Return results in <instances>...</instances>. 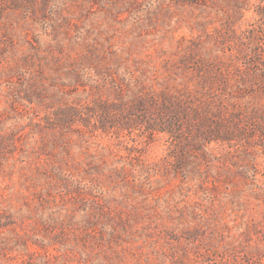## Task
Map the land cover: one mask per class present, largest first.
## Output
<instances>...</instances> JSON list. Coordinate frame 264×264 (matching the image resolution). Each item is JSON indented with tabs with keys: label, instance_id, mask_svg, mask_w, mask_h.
I'll return each instance as SVG.
<instances>
[{
	"label": "rangeland",
	"instance_id": "1",
	"mask_svg": "<svg viewBox=\"0 0 264 264\" xmlns=\"http://www.w3.org/2000/svg\"><path fill=\"white\" fill-rule=\"evenodd\" d=\"M0 264H264V0H0Z\"/></svg>",
	"mask_w": 264,
	"mask_h": 264
}]
</instances>
